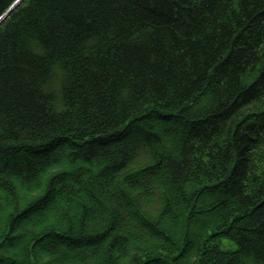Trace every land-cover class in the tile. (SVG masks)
Listing matches in <instances>:
<instances>
[{
    "label": "trees",
    "instance_id": "trees-1",
    "mask_svg": "<svg viewBox=\"0 0 264 264\" xmlns=\"http://www.w3.org/2000/svg\"><path fill=\"white\" fill-rule=\"evenodd\" d=\"M263 146L264 0L0 25V264H264Z\"/></svg>",
    "mask_w": 264,
    "mask_h": 264
},
{
    "label": "water",
    "instance_id": "water-1",
    "mask_svg": "<svg viewBox=\"0 0 264 264\" xmlns=\"http://www.w3.org/2000/svg\"><path fill=\"white\" fill-rule=\"evenodd\" d=\"M25 0H0V25L17 9Z\"/></svg>",
    "mask_w": 264,
    "mask_h": 264
},
{
    "label": "rangeland",
    "instance_id": "rangeland-1",
    "mask_svg": "<svg viewBox=\"0 0 264 264\" xmlns=\"http://www.w3.org/2000/svg\"><path fill=\"white\" fill-rule=\"evenodd\" d=\"M262 150H264V146L261 148ZM225 248H235L236 244H234L233 242L231 241H225V244H224Z\"/></svg>",
    "mask_w": 264,
    "mask_h": 264
}]
</instances>
